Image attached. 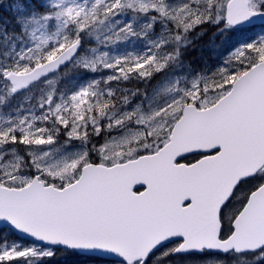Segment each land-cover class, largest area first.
<instances>
[{
  "label": "snow or ice",
  "instance_id": "6c2138e0",
  "mask_svg": "<svg viewBox=\"0 0 264 264\" xmlns=\"http://www.w3.org/2000/svg\"><path fill=\"white\" fill-rule=\"evenodd\" d=\"M4 7L0 264H264V0Z\"/></svg>",
  "mask_w": 264,
  "mask_h": 264
},
{
  "label": "rangeland",
  "instance_id": "374dc122",
  "mask_svg": "<svg viewBox=\"0 0 264 264\" xmlns=\"http://www.w3.org/2000/svg\"><path fill=\"white\" fill-rule=\"evenodd\" d=\"M10 2H11V0H0V11H1L2 8H5L4 7L5 4H8ZM258 29L259 28H257V32L259 31ZM255 36H253L251 39L255 38ZM244 39H248V38H244ZM140 48H142V44L140 42H138V41L135 42V43L129 42L127 45L122 46L120 51H124V50L135 51V50H138ZM196 50L198 52V50H200V48H197ZM203 50L205 51V53H208V54L210 53V55H208V57H207V66H208L209 69H212V68H214L216 66V63L218 62V60L221 58L222 55H226V52L221 50V48L215 50L217 54H214L213 49H211V48H209L207 46L204 47ZM192 62H193V66L197 70H199V69H201V68H203L205 66L204 60L201 59L200 57L197 60H194Z\"/></svg>",
  "mask_w": 264,
  "mask_h": 264
},
{
  "label": "trees",
  "instance_id": "16d2710c",
  "mask_svg": "<svg viewBox=\"0 0 264 264\" xmlns=\"http://www.w3.org/2000/svg\"><path fill=\"white\" fill-rule=\"evenodd\" d=\"M257 28H259L258 32H257ZM261 31H264V26H260V25H254V26H251V27L249 26L248 29H246L245 32H244V38L251 39L253 36L257 35ZM208 43H209V40H208L207 36L202 38V40L198 42V44L200 45V47H199L200 50H198V52H197V50L194 49L193 50V57H190V59H192V61L197 60L199 58V53L201 51L205 52L203 50V48L206 47L208 45ZM217 43L219 44V41ZM221 50L226 52L227 49L221 48ZM208 55H210V53ZM5 231H6V229H5ZM50 264H68V260L66 258H64V257H60L57 260L50 262ZM81 264H83V261L81 262Z\"/></svg>",
  "mask_w": 264,
  "mask_h": 264
},
{
  "label": "flooded vegetation",
  "instance_id": "af4514ba",
  "mask_svg": "<svg viewBox=\"0 0 264 264\" xmlns=\"http://www.w3.org/2000/svg\"><path fill=\"white\" fill-rule=\"evenodd\" d=\"M0 17H4L5 19H11L12 15L11 13L8 11L7 8H2L0 11ZM251 27V26H250ZM83 264H105V261L102 259H93V260H88V261H83Z\"/></svg>",
  "mask_w": 264,
  "mask_h": 264
},
{
  "label": "water",
  "instance_id": "95a60500",
  "mask_svg": "<svg viewBox=\"0 0 264 264\" xmlns=\"http://www.w3.org/2000/svg\"><path fill=\"white\" fill-rule=\"evenodd\" d=\"M250 26H254V25H250ZM138 187H140V186H138ZM0 227H2V226H0Z\"/></svg>",
  "mask_w": 264,
  "mask_h": 264
}]
</instances>
